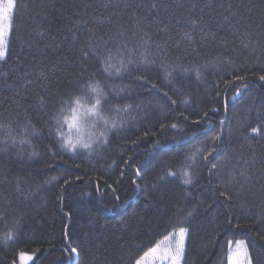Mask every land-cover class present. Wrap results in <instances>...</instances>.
<instances>
[{
  "label": "trees",
  "instance_id": "1",
  "mask_svg": "<svg viewBox=\"0 0 264 264\" xmlns=\"http://www.w3.org/2000/svg\"><path fill=\"white\" fill-rule=\"evenodd\" d=\"M15 5L0 61V123L16 137L0 144V264H18L20 253L30 264H135L181 227L182 264H228L237 240L252 264H264V0ZM90 42L117 67L120 58L134 62L109 78ZM93 74L124 89L110 93L112 105L132 107L117 117L103 105L109 124L123 119L124 127L104 128L108 144L91 155L71 153L49 134L50 118ZM210 144L216 169L198 156L193 183L160 179L164 162L175 170L194 146Z\"/></svg>",
  "mask_w": 264,
  "mask_h": 264
},
{
  "label": "snow or ice",
  "instance_id": "2",
  "mask_svg": "<svg viewBox=\"0 0 264 264\" xmlns=\"http://www.w3.org/2000/svg\"><path fill=\"white\" fill-rule=\"evenodd\" d=\"M15 0H7L6 3L0 4V61H3L7 54V45H6V37L10 35L11 33V27H12V18L14 15V9H15ZM195 23V22H194ZM214 35V34H213ZM147 43V40L145 41ZM89 47L91 49L92 54L101 62L103 73L111 78V77H120L123 72H126L128 70V64L133 63L134 61L132 59H128L127 62L123 58L119 59V66L117 67L112 63L113 57L111 53L109 52L107 55H102L101 53L97 52L96 49L91 45V42L89 44ZM144 58L145 63H148L147 55L144 53L141 54ZM83 56L87 57L89 56V51H84ZM167 75L171 77L172 72L167 71ZM187 71V70H185ZM196 71V76L199 78L200 72L198 69ZM259 80L264 81V75H259ZM245 77L243 76H236L235 80H241L243 81ZM233 81H229L228 83H232ZM31 81H28V84H30ZM151 86V88H156L157 85L154 83L148 82ZM105 87L108 88V91H105ZM242 88H246V84H241ZM124 89L121 88L119 91H117L115 88H113L111 85L102 86L101 81L93 74L86 80H84L74 92H72L66 99H62L60 101L59 107L57 111L51 116V120L55 121V124L50 128V135L57 137V143L59 144L60 148L71 152V153H77L78 149H85L87 150V154L91 155L93 152L97 151L100 148H103L108 144V136L106 134V131H101L97 136L90 137L88 140H85L83 137L73 139L71 136H68L63 131V123H64V117L63 113L66 109V107L71 108V112L73 113L71 118V123L69 124V128H74L77 126V119H78V110L83 107L82 101L85 98H88L91 101H94L91 106L87 109L89 113H91L94 116H100L101 115V107L105 104H107L109 107H111L112 111L117 114V117L123 116L128 114L129 110L131 109V105H125L121 107L120 105H112L110 103L109 95L110 93H114L116 96H119L121 92H123ZM165 96H168V93H164ZM240 95L239 88L236 90V96ZM171 100V97H169ZM172 104H175V100H171ZM187 103V101H185ZM41 104H43V99L41 98ZM181 115H183L181 113ZM204 116H207V113H204ZM185 120H187V117H184ZM103 124L105 126L106 130H119L120 128L124 127L125 121L123 119H117L113 120L110 124L107 119H103ZM166 127V125L161 124V128ZM171 128L176 129L177 124L172 123ZM11 124L5 125L3 123H0V131H3L5 134L0 137V144H3L7 146L9 137L11 138V142L13 144L16 143V137L12 135L11 131ZM252 132H260V128L253 127ZM25 131H27V128H25ZM33 131H35L33 129ZM147 135V133H145ZM220 136L216 135L212 138V143L216 140H219ZM27 142L25 139L21 140V143ZM95 145V147H94ZM215 151V148L212 146V144L208 145V147L203 146H194L185 156V158L182 161H178L175 165V170H173V167L169 166L167 162H164L163 167L165 169L164 175L160 177V179H164L167 177H176L180 176L182 177V182L184 184H191L193 183V172L189 171V169H193L194 166L197 165V157L199 156L202 161L206 162L210 166L211 169L217 168V163H212L209 161L208 157L212 154V152ZM55 155V153H53ZM55 179V178H53ZM79 179V177H77ZM67 183V181H65ZM188 215H191L189 213ZM3 216H0V220H3ZM187 235V229L181 227L179 228L178 232L173 231L168 233L164 239L172 240L175 237L174 240V247L172 248V255L168 257L171 260V264H180V261L183 259L184 249H185V239ZM9 239L11 236L9 235ZM160 248V242H157L153 247H151L148 252L144 254V256H148L150 253H156L157 250ZM71 253H74L76 255H79L76 248L70 249ZM23 253H20V256L23 257ZM245 264H252V260L250 255L245 251ZM28 259H31L30 257ZM142 259L136 260L135 264H142ZM15 264V262H14ZM234 264H237V262L234 261Z\"/></svg>",
  "mask_w": 264,
  "mask_h": 264
},
{
  "label": "rangeland",
  "instance_id": "3",
  "mask_svg": "<svg viewBox=\"0 0 264 264\" xmlns=\"http://www.w3.org/2000/svg\"><path fill=\"white\" fill-rule=\"evenodd\" d=\"M7 0H0V4L6 3ZM8 37L6 39V45H8ZM94 101L85 98L82 101L83 107H81L78 112L77 126L74 128H69V124L71 123V118L73 113L71 109L65 113L64 123H63V131L66 135L71 136L74 140L80 137H83L85 140H88L90 137L97 136L99 132L103 131L105 128L103 124V119H107L103 113L101 108V115L94 116L87 111V109L91 106ZM108 120V119H107ZM186 229V228H185ZM178 232V230H177ZM187 238V235H186ZM174 240L162 239L160 241V248L156 253H150L148 256H143L142 264H171V260L168 258L172 255V248L174 247ZM186 245V239H185ZM185 250V249H184ZM245 251L249 254L247 245L244 240L231 241L229 243V252H228V264H234V261L237 264H245ZM23 257L20 255V260L18 264H30L33 257L23 253ZM184 256V254H183ZM31 259H28V258ZM183 259L180 261L182 264Z\"/></svg>",
  "mask_w": 264,
  "mask_h": 264
}]
</instances>
